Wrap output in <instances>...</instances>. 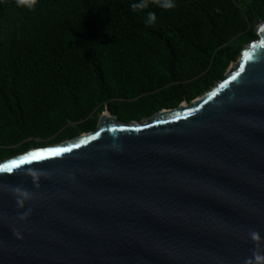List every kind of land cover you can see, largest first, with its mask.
I'll use <instances>...</instances> for the list:
<instances>
[{
    "label": "water",
    "instance_id": "95a60500",
    "mask_svg": "<svg viewBox=\"0 0 264 264\" xmlns=\"http://www.w3.org/2000/svg\"><path fill=\"white\" fill-rule=\"evenodd\" d=\"M256 33L226 80L192 105L139 123L102 115L95 133L0 163V264L264 255V21ZM17 187L31 194L23 205Z\"/></svg>",
    "mask_w": 264,
    "mask_h": 264
},
{
    "label": "trees",
    "instance_id": "16d2710c",
    "mask_svg": "<svg viewBox=\"0 0 264 264\" xmlns=\"http://www.w3.org/2000/svg\"><path fill=\"white\" fill-rule=\"evenodd\" d=\"M140 0H0V149L59 131L119 100L141 115L193 100L205 76L222 74L237 51L228 43L264 21V0H175L164 10ZM156 21L146 23L148 13ZM139 120V118H137ZM31 146H29L30 148Z\"/></svg>",
    "mask_w": 264,
    "mask_h": 264
},
{
    "label": "rangeland",
    "instance_id": "374dc122",
    "mask_svg": "<svg viewBox=\"0 0 264 264\" xmlns=\"http://www.w3.org/2000/svg\"><path fill=\"white\" fill-rule=\"evenodd\" d=\"M237 6H242V4H248L251 0H234ZM263 22V20H257L254 25H250L248 27V31L252 29L256 32L257 26ZM243 34V33H242ZM242 34L233 38L229 43L228 46L233 47L234 50L237 51V57L235 60L230 61L229 66L225 69L222 76L223 78L218 77L217 75H208L205 76L203 81L200 83L201 89L196 88L193 92L194 98L191 101L187 99H183L176 107L171 109H165L159 106H151L147 110L150 111V115H141L140 105H138L139 101L148 96H142L135 98L133 100H119L115 101L114 104L119 106V110L121 114L115 116L122 121L123 123H130V122H142L147 118H152L153 116L157 115L160 112L165 110H173L178 109L180 106H187L192 105L193 102L202 98L208 92L212 91L213 88L217 87V84H221V82L226 80V74L229 70L235 65L239 63V58L241 52H243L244 48H249L251 44L258 40V35L256 37L251 38L248 42H243L241 39ZM109 111L108 106H104L102 109H95L86 119H81L78 121H69L65 124L63 128L59 131L54 132L52 134H48L43 137H31L22 143L8 147V148H1L0 149V163H5L9 160H12L16 156L26 154L35 150L41 149H48L54 146L61 145L68 141L74 140L80 136L95 133L97 132V128L99 125V121L101 120V116L105 114L106 111ZM110 112V111H109ZM111 113V112H110ZM114 115V114H113ZM139 118V120H137ZM29 146H31L29 148Z\"/></svg>",
    "mask_w": 264,
    "mask_h": 264
},
{
    "label": "clouds",
    "instance_id": "9594fccd",
    "mask_svg": "<svg viewBox=\"0 0 264 264\" xmlns=\"http://www.w3.org/2000/svg\"><path fill=\"white\" fill-rule=\"evenodd\" d=\"M38 0H16V5L19 7H27L29 10H33L37 4ZM149 3L156 4L158 7L164 10H172L177 7L175 0H140L139 3H133L131 8L136 10H143L149 6ZM157 17L155 12H149L146 23L153 24L155 23ZM35 176V173H32ZM15 193L18 196V203L23 205L24 200L30 198L31 194L27 190H23L20 187L14 189ZM27 213L21 215V219L26 216ZM250 238L253 241H258L260 239V235L257 231L253 230L250 232ZM264 262V255H262L259 251L254 250L251 257L247 258L244 261V264H261Z\"/></svg>",
    "mask_w": 264,
    "mask_h": 264
},
{
    "label": "snow or ice",
    "instance_id": "6c2138e0",
    "mask_svg": "<svg viewBox=\"0 0 264 264\" xmlns=\"http://www.w3.org/2000/svg\"><path fill=\"white\" fill-rule=\"evenodd\" d=\"M236 77H233V79H235ZM223 87V86H222ZM70 151V149L68 148H62V149H56L55 151H51V152H34L31 154V156L29 157H25L24 160L17 162L14 165H9L7 166V170L11 171L13 167H18L19 164H22L28 160H37V159H41L44 157H48V156H56V155H60L63 152H67Z\"/></svg>",
    "mask_w": 264,
    "mask_h": 264
},
{
    "label": "bare ground",
    "instance_id": "6f19581e",
    "mask_svg": "<svg viewBox=\"0 0 264 264\" xmlns=\"http://www.w3.org/2000/svg\"><path fill=\"white\" fill-rule=\"evenodd\" d=\"M104 115V117H107V116H111V113L107 110L106 112H105V114H103Z\"/></svg>",
    "mask_w": 264,
    "mask_h": 264
}]
</instances>
